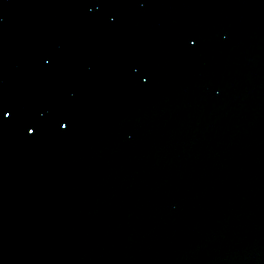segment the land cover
Instances as JSON below:
<instances>
[{
  "label": "water",
  "instance_id": "1",
  "mask_svg": "<svg viewBox=\"0 0 264 264\" xmlns=\"http://www.w3.org/2000/svg\"><path fill=\"white\" fill-rule=\"evenodd\" d=\"M0 264H264V0H0Z\"/></svg>",
  "mask_w": 264,
  "mask_h": 264
},
{
  "label": "snow or ice",
  "instance_id": "2",
  "mask_svg": "<svg viewBox=\"0 0 264 264\" xmlns=\"http://www.w3.org/2000/svg\"><path fill=\"white\" fill-rule=\"evenodd\" d=\"M193 43H195V41H193ZM4 115L7 116V115H10V113L7 112V111H5V112H4ZM64 126L66 127V125H64ZM31 130H32V129H30V131H31Z\"/></svg>",
  "mask_w": 264,
  "mask_h": 264
}]
</instances>
